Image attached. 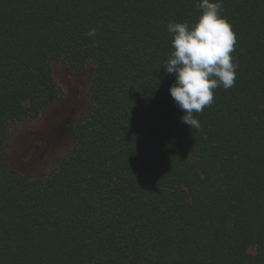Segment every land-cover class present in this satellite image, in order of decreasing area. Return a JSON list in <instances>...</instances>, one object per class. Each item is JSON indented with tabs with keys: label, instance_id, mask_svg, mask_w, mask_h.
<instances>
[{
	"label": "trees",
	"instance_id": "1",
	"mask_svg": "<svg viewBox=\"0 0 264 264\" xmlns=\"http://www.w3.org/2000/svg\"><path fill=\"white\" fill-rule=\"evenodd\" d=\"M222 2L236 79L191 129L163 67L197 0H0V264H264V0ZM60 63L93 69L91 106L32 179L10 128L59 97Z\"/></svg>",
	"mask_w": 264,
	"mask_h": 264
},
{
	"label": "clouds",
	"instance_id": "2",
	"mask_svg": "<svg viewBox=\"0 0 264 264\" xmlns=\"http://www.w3.org/2000/svg\"><path fill=\"white\" fill-rule=\"evenodd\" d=\"M200 15L195 22L169 21L172 51L163 67L175 75L169 92L177 107L184 111L181 121L191 129H199L200 113L214 102V90L234 86L238 64L231 53L236 38L221 15L222 0H197ZM87 35L95 37V29Z\"/></svg>",
	"mask_w": 264,
	"mask_h": 264
},
{
	"label": "rangeland",
	"instance_id": "3",
	"mask_svg": "<svg viewBox=\"0 0 264 264\" xmlns=\"http://www.w3.org/2000/svg\"><path fill=\"white\" fill-rule=\"evenodd\" d=\"M54 75L59 97L37 119L10 128L8 162L32 179L48 175L72 151L73 127L91 106V67L76 72L60 63L54 66Z\"/></svg>",
	"mask_w": 264,
	"mask_h": 264
}]
</instances>
